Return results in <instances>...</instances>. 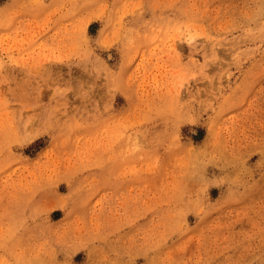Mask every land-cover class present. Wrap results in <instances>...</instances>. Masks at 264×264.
I'll return each instance as SVG.
<instances>
[{
	"label": "rangeland",
	"instance_id": "1",
	"mask_svg": "<svg viewBox=\"0 0 264 264\" xmlns=\"http://www.w3.org/2000/svg\"><path fill=\"white\" fill-rule=\"evenodd\" d=\"M0 264H264V0H0Z\"/></svg>",
	"mask_w": 264,
	"mask_h": 264
}]
</instances>
